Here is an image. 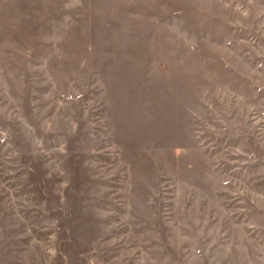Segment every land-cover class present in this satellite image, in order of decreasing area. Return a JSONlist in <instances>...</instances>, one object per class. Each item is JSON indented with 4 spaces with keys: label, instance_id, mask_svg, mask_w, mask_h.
Here are the masks:
<instances>
[{
    "label": "rangeland",
    "instance_id": "374dc122",
    "mask_svg": "<svg viewBox=\"0 0 264 264\" xmlns=\"http://www.w3.org/2000/svg\"><path fill=\"white\" fill-rule=\"evenodd\" d=\"M0 264H264V0H0Z\"/></svg>",
    "mask_w": 264,
    "mask_h": 264
}]
</instances>
